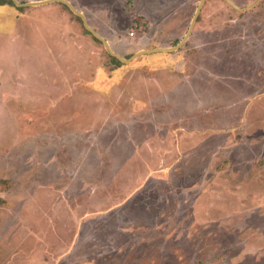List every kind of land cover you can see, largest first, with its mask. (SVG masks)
<instances>
[{"label":"rangeland","instance_id":"1","mask_svg":"<svg viewBox=\"0 0 264 264\" xmlns=\"http://www.w3.org/2000/svg\"><path fill=\"white\" fill-rule=\"evenodd\" d=\"M66 1L0 3V264H264L263 80L190 72L192 36L156 82L174 54L117 63L75 12L128 59L176 46L201 0ZM229 1H204L203 39L264 23Z\"/></svg>","mask_w":264,"mask_h":264},{"label":"crops","instance_id":"2","mask_svg":"<svg viewBox=\"0 0 264 264\" xmlns=\"http://www.w3.org/2000/svg\"><path fill=\"white\" fill-rule=\"evenodd\" d=\"M234 20L237 19H229V17H225L222 14L220 17H217L216 20H214L215 24L224 25L220 26V28L214 27L213 29L215 32H211V34H208L206 39H203L200 33H196V26L193 27L194 30H192L191 37L194 36L191 39V46L190 52H191V61L193 64H195L194 69L191 71H197V74L201 75V78H204L203 74H207L210 77H213L215 79H219L224 82H230L229 78L234 79H245L249 80L248 83L251 85V81L254 83L248 88V90H255L254 96L260 95L262 92V88L255 87V83L259 80H263L264 82V23H260L258 28L254 29L251 32H246V29L244 27L238 28V31L229 33L228 28L233 25ZM231 23V24H230ZM210 27V26H209ZM257 29L262 30L263 32L257 33ZM211 45L212 47L209 48L211 51H207L205 49V46ZM227 46V51H224ZM204 47V48H203ZM203 50V51H202ZM208 52H211L212 54L217 53L218 58H220L221 62H226L228 65L232 68L231 71L228 73H221L218 72L215 68H213V64H210L206 60V64L202 63L201 59H206L208 56ZM156 53V52H155ZM166 53V52H163ZM175 53H167L174 54V56H171L170 58H167L164 62H158L153 61L151 64L153 67H157V71L159 75L163 72H165L164 75L157 76L158 80L156 82L161 83L162 78L166 81L168 77H165L166 73H176L179 75V70L175 68L174 64V58L177 59L179 56ZM151 54V53H150ZM189 54V53H188ZM198 54L203 55V58L199 59ZM188 65H185V71L187 72ZM251 72L255 73L256 75H253L252 77L255 79H251L249 76L244 78V74L248 72V74ZM156 77V78H157ZM186 80H192L193 76L186 74L184 77ZM163 83V82H162ZM169 84L174 85V81L171 83L169 81ZM178 86V85H177ZM169 87V86H168ZM255 99V98H254ZM211 102V101H210ZM206 103V101H205ZM168 104H171V101L168 102ZM235 130V129H233Z\"/></svg>","mask_w":264,"mask_h":264},{"label":"water","instance_id":"3","mask_svg":"<svg viewBox=\"0 0 264 264\" xmlns=\"http://www.w3.org/2000/svg\"><path fill=\"white\" fill-rule=\"evenodd\" d=\"M12 1H14L15 4L18 5V6H24V5H25V6H28V5H41V4H44V3H47V2H51V1H55V0H43V1H36V2H30V3H19V2H17L16 0H12ZM58 1H62V2H64V3H66L70 8H72V7L70 6V3H69L68 1H66V0H58ZM204 1H205V0H201V1H200V4H199V6H198V8H197V11H196V13H195L193 19H192V22H191V24H190V26H189V29H188L187 33L185 34V36L182 38V40H181L176 46L168 47V48L156 47V48H153V49H143V50L137 52V53L134 54L131 58H128V59L123 58V57H121L120 55L114 53V52L111 50V48L109 47L108 42H107L106 40H104L102 37H100V36L95 32L94 29L90 28V27L86 24V21H85V18H84V16H83V14H82L81 12L76 11V10H75V12H76V13L82 18V20H83L84 23H85L86 28H87L88 30H90V31H91V32H92L97 38H99L100 40H102V41L104 42L105 46L107 47V49L109 50V52L112 54V56L118 58V59L121 60L122 62H129V61H131L132 59H134V58H136V57H138V56L144 55V54H150V53H155V52H173V51H175V50H178V49L182 46V44L185 43V41L187 40V38L191 35L192 30H193V27H194V24L196 23V20H197V18H198V14H199V12H200V9H201L202 5L204 4ZM228 2H229V4H231V5H232L234 8H236L237 10H243V8H237V7H235V6L232 4L231 1L228 0ZM253 5H255V4H252L251 6H253ZM251 6H250V7H251Z\"/></svg>","mask_w":264,"mask_h":264},{"label":"trees","instance_id":"4","mask_svg":"<svg viewBox=\"0 0 264 264\" xmlns=\"http://www.w3.org/2000/svg\"><path fill=\"white\" fill-rule=\"evenodd\" d=\"M5 2L12 3L11 0H0V3H5ZM112 60L117 62V63H120V61L116 57H112Z\"/></svg>","mask_w":264,"mask_h":264},{"label":"built area","instance_id":"5","mask_svg":"<svg viewBox=\"0 0 264 264\" xmlns=\"http://www.w3.org/2000/svg\"><path fill=\"white\" fill-rule=\"evenodd\" d=\"M130 35L133 36L134 35V32H131Z\"/></svg>","mask_w":264,"mask_h":264}]
</instances>
